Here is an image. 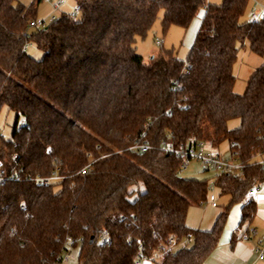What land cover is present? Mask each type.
I'll use <instances>...</instances> for the list:
<instances>
[{"label":"trees","instance_id":"trees-1","mask_svg":"<svg viewBox=\"0 0 264 264\" xmlns=\"http://www.w3.org/2000/svg\"><path fill=\"white\" fill-rule=\"evenodd\" d=\"M42 2L0 0V113L6 107L16 120L11 139L0 141V160L20 176L0 181V264H56L68 239L79 247L78 264H137L157 253L156 264H204L231 206L255 180L264 183L252 164L264 153V63L243 95L234 93L233 73L238 43L264 58V18L241 23L251 0H77L80 19L67 13L29 29ZM203 8L187 60L165 49L147 62L137 54V39L161 11L167 33L188 30ZM30 42L43 52L39 61L27 53ZM192 138L212 147L228 141L245 165L243 176L216 178L230 203L207 231L190 228L187 215L207 203L208 179L183 178L175 154L131 150ZM88 155L95 161L82 175ZM55 171L57 184L34 179ZM256 206L243 205L241 225ZM106 232L112 240L101 244Z\"/></svg>","mask_w":264,"mask_h":264},{"label":"rangeland","instance_id":"rangeland-1","mask_svg":"<svg viewBox=\"0 0 264 264\" xmlns=\"http://www.w3.org/2000/svg\"><path fill=\"white\" fill-rule=\"evenodd\" d=\"M34 1L35 0H16V4L29 6L34 3ZM221 1L222 0H208V3L217 6L221 4ZM248 6L249 8L247 9L246 14L240 19L241 23H245L248 20L250 21L251 14L253 12H262L264 10V0H251ZM76 8V0H67V3L58 11L54 10L53 5L43 1L37 8V19H44L52 14H55L56 17H60L64 13H75ZM205 12L206 8H203L199 12L198 16L194 19L192 22L193 24L188 28V30H184L178 26H173L167 33H164L161 24L164 11H161L154 27L148 33L147 37L143 39H137V54L141 55L147 62L149 59H151V57L157 56L160 50L165 49L173 51L179 59L187 60L189 56V50L196 40L195 37L197 35V22L198 20L202 21V17L204 16ZM81 17L82 15L77 13V18L80 19ZM160 39L163 40V44L157 45V42ZM26 45L27 53L32 59L39 61L43 57V52L38 49L36 44L30 42ZM237 48L239 54L236 62L234 63L233 71L234 77L236 78L234 93L243 95L248 85L250 76L262 66L264 63V58L254 54L250 50L248 43H245L244 45L238 43ZM15 121V113L13 111L10 112L6 107L3 108L0 113V130L5 141H9L11 139V132ZM20 122L23 124L24 120L21 119ZM239 124L240 120L236 119L230 121L228 126L233 130L237 129ZM211 151L220 154L225 158L231 157L228 141L223 142L219 147L211 148ZM181 176L189 180H207L208 178V175L201 171L200 163L197 161L191 162L188 169L181 173ZM261 187L264 188V183L261 184ZM215 194L217 195L216 202L219 205L218 207H213L211 202H207L202 205L192 206L189 209L187 215V225L190 228H201V230L206 231L210 230L218 218L217 216L224 212L225 207L230 203V196H220V193L217 190L215 191ZM256 200L257 206L255 219L252 221H244L242 225V207L245 203H248V201L243 200V202H240V204H234L231 206L230 210L228 211V219L220 244L218 245V249L205 261L206 264H230L231 262L228 260L227 255L231 249L229 241H231L233 236L240 238L241 234L248 226L255 229L257 228L260 235L264 233V191L262 194H260V198H257ZM257 241L258 238L254 240L255 243H257ZM72 253L73 256L69 264H78L80 253L79 247L74 249ZM150 264L156 263L152 262ZM238 264H245V262H240ZM257 264H264V261L257 262Z\"/></svg>","mask_w":264,"mask_h":264},{"label":"built area","instance_id":"built-area-1","mask_svg":"<svg viewBox=\"0 0 264 264\" xmlns=\"http://www.w3.org/2000/svg\"><path fill=\"white\" fill-rule=\"evenodd\" d=\"M46 3H49L54 6V10L58 11L60 10L66 3L67 0H43ZM77 3V0H76ZM77 13H80L79 7L77 6L75 13H69L72 17L77 18ZM81 14V13H80ZM58 17L55 16V14H52L44 19L38 18L37 20H33L29 23L28 27L29 29H42L49 24L53 23L54 20H56ZM262 18H264V10L262 12L255 11L251 14L250 21H261ZM163 44V40H158L157 45ZM4 138L2 136V132L0 130V141ZM160 149L162 151H165L167 153L175 154L177 157L180 156L183 158V162L181 164V167L179 169V173L181 174L185 170L188 169L189 165L193 161H197L200 163V169L203 173L208 175V187H209V194L207 197V202H211V205L213 207H218L217 195L215 194V191H219L218 187L215 185V180L218 176H224V175H244V168L245 165L236 157L231 156L230 158H225L224 156H221L220 154H217L213 151H211V148H213L208 142H205L203 140L192 138V140H189L185 144H181L176 146L173 144L170 140H163L158 147L153 146L150 143L147 142H137L133 144L131 147V150H138L140 152H148L152 149ZM1 155V152H0ZM17 159V155L13 156V160ZM93 158L88 155V163L85 165V167L80 171L82 175H87L89 171L91 170L93 164H94ZM256 167H258L261 170H264V153H257L253 158V163ZM20 179V176L17 172L14 173H8L7 168H5V165H3V162L0 160V181L1 182H14L18 181ZM32 179V178H29ZM36 182L44 185L49 184H57L63 180V177L59 174V171L53 172L51 175L46 177H36L34 178ZM262 192V187L259 181H254L253 186L244 194V199L248 202H255L258 198L259 194ZM258 238V241L256 243L255 247V263L260 261H264V233L260 235L259 230L257 228H252L248 226L246 230L242 233L241 239L244 242H253ZM111 236L106 232L105 234L100 235L99 241L101 244H107L111 242ZM75 241L72 239H68V244L66 249L64 250V254L62 255L61 259L58 260L56 264H69L71 262L72 256H73V250L77 249L75 248ZM162 247H160L161 249ZM161 254L157 253L152 256L142 254L140 258L137 260V264H150V263H157L161 259Z\"/></svg>","mask_w":264,"mask_h":264},{"label":"crops","instance_id":"crops-1","mask_svg":"<svg viewBox=\"0 0 264 264\" xmlns=\"http://www.w3.org/2000/svg\"><path fill=\"white\" fill-rule=\"evenodd\" d=\"M65 14V13H64ZM203 18V17H202ZM249 21V20H248ZM198 25H197V33L200 29L201 26V20H198ZM194 44V43H193ZM192 44V45H193ZM192 47V46H191ZM264 191V188H262V192L260 194H262ZM260 194L258 196V198H260ZM257 201V200H256ZM257 204V203H256ZM256 214V213H255ZM256 216V215H255ZM255 219V218H254ZM253 219V220H254ZM193 229V228H192ZM201 229V228H199ZM242 235V234H241ZM229 245L231 246L230 251L227 253L228 255V260L231 262L230 264H238V263H242L245 262V264H253L255 263V247H256V243L253 242H244L241 237L238 238L236 236H234L231 241H229ZM218 249V248H217ZM217 249L215 251H217ZM214 251V252H215ZM213 252V253H214ZM212 253V254H213ZM212 256V255H211ZM206 264V262L204 263Z\"/></svg>","mask_w":264,"mask_h":264}]
</instances>
